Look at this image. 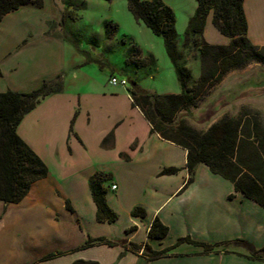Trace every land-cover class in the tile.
<instances>
[{
  "label": "crops",
  "instance_id": "1",
  "mask_svg": "<svg viewBox=\"0 0 264 264\" xmlns=\"http://www.w3.org/2000/svg\"><path fill=\"white\" fill-rule=\"evenodd\" d=\"M186 2L189 22L197 1ZM263 9L264 0H245L248 37L261 47ZM211 18L207 19L205 36L207 40L211 34L215 36L208 42L228 45L229 39H220L212 32ZM76 19L80 17L72 20ZM64 23L54 0H44L42 8L23 6L0 22V93L32 92L43 81L59 75L63 84L59 93L26 115L18 128L19 136L48 166L49 175L36 182L20 203L0 201V264H73L80 260L99 264H264V259L250 258L237 242L245 240L257 250L264 248V208L236 192L229 180L214 174L204 163L196 167L193 183L184 189L189 178L187 151L151 133L150 123L133 107L128 89L131 80L139 84V69L126 64L133 49L120 47L126 43L116 37L122 24L114 22L118 30L105 31L103 42L88 52L76 40H67L61 30L51 32V27ZM136 24L140 28L143 23L136 20ZM131 31L133 34L125 36L131 39V48L135 46L142 59L154 57L150 50V55L144 54L145 40L136 36L134 28ZM112 51L123 52L119 53L122 62L113 63ZM82 54L87 58L85 63ZM87 64L91 72L83 68ZM118 72L133 73L135 78L128 79L127 87L113 86L109 81L120 77ZM111 132L114 141L103 147ZM168 168L180 171L162 175ZM97 173L111 175L106 197L119 216L111 224L97 220L90 190V180ZM135 207L146 210L145 219L132 215ZM155 218L169 228L163 240L148 237ZM132 227L135 230L127 232ZM89 237L148 244L155 251L176 246L179 239L187 237L223 244L217 252L204 253L203 247L182 242L169 256L147 261L142 251L134 253L130 246L98 245L78 250Z\"/></svg>",
  "mask_w": 264,
  "mask_h": 264
},
{
  "label": "trees",
  "instance_id": "2",
  "mask_svg": "<svg viewBox=\"0 0 264 264\" xmlns=\"http://www.w3.org/2000/svg\"><path fill=\"white\" fill-rule=\"evenodd\" d=\"M196 1V12L189 20L185 33V41L190 38L194 40L202 60L201 75L194 81L192 70L182 63L183 55L177 44L175 11L164 0H127L129 11L135 19L145 24L155 36L163 39L181 87L179 94H155L141 88L136 80H131L128 92L132 105L139 108L150 123L151 133H156L163 140L187 151L186 169L189 178L184 189L193 183L196 167L204 163L214 174L229 180L236 192H241L264 208V126L258 117H250L248 114L238 118L225 116L204 132L198 131L182 117L184 111L196 107L206 91L232 70L244 68L250 63L264 64V46L254 45L248 37L245 0ZM29 4L42 8L44 0H0V22L6 15ZM211 13L213 24L229 39L228 45L207 43L205 27ZM106 26L109 33L118 30V25L113 21H108ZM132 49L133 54L126 60V64L137 69L152 68L153 57L142 59L140 51L135 46ZM62 88V77L59 75L54 80L43 81L32 92L0 93V201L18 204L36 182L48 177V166L19 136L18 128L26 115L47 97L59 93ZM74 122L75 118L71 122L70 132H73ZM113 141L114 133L111 132L103 140L102 146L107 147ZM179 171L178 168H168L161 174L171 175ZM110 181L111 175L104 173H97L90 180V190L100 223L111 224L119 218L107 202ZM132 215L145 219L147 212L142 207H135ZM134 230L135 227H132L127 232ZM168 234L169 228L159 218H155L148 237L163 240ZM182 242L203 247L204 253L217 252V248L223 244L201 243L187 237L179 239L176 246L155 251L148 244L89 237L78 250L98 245L120 246L125 249L130 246L132 252L142 251L147 260L154 261L169 256ZM237 242L244 246L250 258L264 259V248L257 250L245 240ZM73 264L99 263L80 260Z\"/></svg>",
  "mask_w": 264,
  "mask_h": 264
},
{
  "label": "rangeland",
  "instance_id": "3",
  "mask_svg": "<svg viewBox=\"0 0 264 264\" xmlns=\"http://www.w3.org/2000/svg\"><path fill=\"white\" fill-rule=\"evenodd\" d=\"M164 1L172 7L176 14L177 44L183 55L182 63L192 70L194 81H197L202 71V60L199 48L194 44V40L190 38L187 42L185 41L188 26L185 12L188 4L186 0ZM54 5L62 13L65 23L64 25H54L51 27V32L58 33L61 30L67 36V40H76L79 46L88 52L92 51L93 47L100 45V42H103L105 31H107L106 23L111 20L122 24V27L116 33V37L120 39L119 41L125 39L126 43H120V47L124 50H132L131 39L125 36L126 34L128 36L133 34L131 30L134 28L137 32L136 36H141L140 40L146 42L144 54L146 56L150 55L147 51L150 50L154 56L152 68L139 69L137 73L140 86L144 90L155 94L180 92V84L173 65L166 54L163 39L155 36L145 24H141L140 28L137 26L136 19L128 9L127 0H54ZM262 13V18H264V9ZM125 15L128 16L129 20L125 21ZM76 17H80V19L72 20ZM209 17H212V32L216 33L219 38L225 37L213 24V13ZM214 36L211 34L208 40H214ZM205 39L209 43L206 36ZM122 51L119 53H123ZM119 53L117 51L109 53L113 63L122 62ZM82 57L84 59L83 63H85L87 58L84 54H82ZM83 68L86 72H91L88 64L84 65ZM118 74L121 78L124 77L127 80L135 78V74L133 76V73L130 72L125 75L121 72H118ZM70 78L68 77V79ZM69 81H67L68 84ZM243 114L258 117L264 126V64L250 63L244 68L232 70L219 83L206 91L196 107L184 111L182 117L186 118L188 123L198 131L204 132L213 123L225 116L238 118ZM123 221L124 219L121 223ZM241 247L244 248L243 245ZM159 264L164 263L159 262ZM211 264H216V262L213 261Z\"/></svg>",
  "mask_w": 264,
  "mask_h": 264
},
{
  "label": "built area",
  "instance_id": "4",
  "mask_svg": "<svg viewBox=\"0 0 264 264\" xmlns=\"http://www.w3.org/2000/svg\"><path fill=\"white\" fill-rule=\"evenodd\" d=\"M109 83L113 86H122L127 87L129 85V82L127 79H120L119 77H112L109 81ZM113 190L117 189V186L113 185Z\"/></svg>",
  "mask_w": 264,
  "mask_h": 264
}]
</instances>
